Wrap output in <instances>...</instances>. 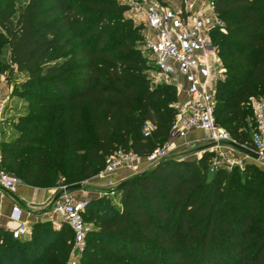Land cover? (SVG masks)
Masks as SVG:
<instances>
[{"label":"trees","instance_id":"16d2710c","mask_svg":"<svg viewBox=\"0 0 264 264\" xmlns=\"http://www.w3.org/2000/svg\"><path fill=\"white\" fill-rule=\"evenodd\" d=\"M210 1L227 24L212 33L224 70L217 122L253 149L252 101L264 100V0ZM129 11L120 0H0V78L23 75L14 94L28 104L0 154L21 183L79 185L117 151L145 159L169 140L178 90L155 82L154 61L142 51L145 27ZM214 154H171L88 201L92 228L80 264H264V170L245 163L209 175ZM73 253L65 222L35 224L23 240L0 229V264H68Z\"/></svg>","mask_w":264,"mask_h":264},{"label":"built area","instance_id":"2783aa9c","mask_svg":"<svg viewBox=\"0 0 264 264\" xmlns=\"http://www.w3.org/2000/svg\"><path fill=\"white\" fill-rule=\"evenodd\" d=\"M198 8L195 2L182 0L179 9H172L156 0H126L133 14V20L144 21V51L154 61L157 72L153 75L156 83H169L177 87L178 93L185 90L188 99L177 104V116L172 126L169 140L158 147L147 158L142 159L132 152L117 151L107 160V165L96 178L106 180L124 167L136 168L137 163L152 167L171 156L174 143L184 138L192 129L211 134L215 147L210 152L222 159L223 167L243 168L245 162L229 159L223 151L229 143L238 144L231 134L222 128L216 118V85L223 78L224 70L218 48L213 43L215 30L225 31L227 24L216 10L215 2L201 0ZM127 5V3H124ZM256 130L252 136L253 149L264 162V100H253ZM144 135L149 137L150 129ZM214 171V170H213ZM21 180L11 175L3 165L0 154V188L15 192ZM88 201L64 194L55 203L54 213L67 223L74 233V253L68 264H80L84 252L85 239L91 231L85 222L84 212ZM21 209L15 207L13 219L20 221ZM14 240H23L30 235V227L21 222L12 231Z\"/></svg>","mask_w":264,"mask_h":264},{"label":"crops","instance_id":"0c3cea01","mask_svg":"<svg viewBox=\"0 0 264 264\" xmlns=\"http://www.w3.org/2000/svg\"><path fill=\"white\" fill-rule=\"evenodd\" d=\"M169 0L164 1V5L169 6ZM196 4H201L199 0H193ZM182 5V2L180 3ZM181 6L173 9H179ZM131 18L130 16H128ZM179 102L184 103L188 99V95L185 90H181L178 93ZM3 104L0 102V113L2 112ZM11 109H5L4 111L7 113H16L15 107H9ZM4 112V113H5ZM22 116V115H21ZM5 118V116H4ZM3 119L0 114V129L2 126ZM14 123H11V132H13V136L17 135V131L14 128ZM13 137V138H14ZM0 139H1V131H0ZM215 147V143L211 138V134L209 132L192 129L187 135L182 139H177L174 143V148L172 154L175 153H183L187 149L194 148L195 150L203 149V151L212 149ZM223 151L230 155L232 158H236L242 160L246 163H249V157L239 153L238 151H232L228 146L223 147ZM202 153V152H201ZM202 155H197V159H199ZM196 158V157H194ZM195 160V159H194ZM264 163V162H262ZM146 163H137L136 168L124 167L119 169L115 174L107 177L106 180H100L98 178L92 179L90 184H95L96 186H106L103 187L105 190H112L114 186L116 187L121 182L125 181L130 175L134 174L135 170H141L146 167ZM103 189V190H104ZM59 194L57 189H44L31 187L25 184H21L18 186L15 192H8L0 188V229L7 232H12L21 222H25L30 227V235L26 238L29 239L32 234V227L35 224L41 222H52L55 228L59 229L62 225L60 222V217L54 213L55 203L57 195ZM74 198L79 200L90 201L93 198L99 197L101 195L100 192L95 191H77L72 193ZM87 194V197L83 199V196ZM15 207H19L21 209V217L20 221L13 219V211ZM64 222V221H63Z\"/></svg>","mask_w":264,"mask_h":264},{"label":"rangeland","instance_id":"374dc122","mask_svg":"<svg viewBox=\"0 0 264 264\" xmlns=\"http://www.w3.org/2000/svg\"><path fill=\"white\" fill-rule=\"evenodd\" d=\"M28 1L29 0H17V5H23L24 6V5H26L28 3ZM120 1L122 3H127V5H128V2H126V0H120ZM189 1L192 2L193 0H189ZM199 2L201 3V0H199ZM180 3H181V0H169V2H168L170 8H172V9L181 6ZM196 6H197L196 8H198L200 6V4L197 3ZM129 16L131 17V19L133 18V14L131 13V9L129 11ZM134 22L137 25H141V26L144 27V21L142 19H136V20H134ZM142 51L144 53H146L144 51V48L142 49ZM8 56L9 55L6 52V57H8ZM11 78H12L11 83H9L8 80H7V74L0 78V102L3 104V107L1 109L2 112L0 113L1 117L3 119L2 126H1V129H0V131H1L0 143L3 140L9 141V140L13 139V137H14L13 136V132H11V129H10L11 128V123H13V121H17V119L19 117H21V115L25 116L27 114V112H28V104H27L26 100L23 99L21 96H19L17 94H14L15 93L14 92V88H15L14 84H16L18 82H21L22 80L25 79V77L23 75H21L20 73L13 72ZM9 107H15L16 113L15 114L8 113L9 111L6 113L4 110L5 109H11ZM4 116H5V118H4ZM205 152H210V149L203 151V149L195 150L194 148H191V149H187L183 153H175L173 155H176V157H179V158H184V159H188V160H194V159H197V155H202L203 156V154ZM210 153H212V152H210ZM194 157H196V158H194ZM228 157H229V159L232 158V157H230V155H228ZM249 161H250L249 163H255L261 169L264 170V163L255 162L251 158H249ZM222 165H223L222 159L217 158V155L214 154V159H212V161L210 163V169H209L210 173H209V175H213L214 174L213 170H217ZM149 168L150 167H145L144 169H141V170H135L134 174L130 175L125 181L121 182L120 184H122V183H124L126 181L132 180L133 177H135L139 173H142V172L148 170ZM90 182H91V180L81 183L83 185V190L82 191H90V190H92V191H95V192L98 191V192L101 193V195L99 197L93 198L92 200L98 199V198H100V197H102V196H104V195H106V194H108L110 192V190H105L103 188V187H106V186H96L95 184H90ZM119 185H117L116 187H114L112 185L108 186V187H113L112 190H115ZM63 190H64V187L61 188L60 190H58V192L61 193ZM70 195L74 197V195L72 193H70ZM85 197H87V194L85 196H83V199ZM114 200L117 203V205L120 206V203H121L120 196H117ZM60 222L63 223L62 218H60ZM89 227L92 228V225H89Z\"/></svg>","mask_w":264,"mask_h":264},{"label":"water","instance_id":"95a60500","mask_svg":"<svg viewBox=\"0 0 264 264\" xmlns=\"http://www.w3.org/2000/svg\"><path fill=\"white\" fill-rule=\"evenodd\" d=\"M228 145L233 149H235L236 151H238L239 153L248 156L255 162H259V163L262 162L261 156L257 154L254 150L236 143H229ZM81 190H83L82 184L65 187L64 190L57 195L56 201H58L64 194H70Z\"/></svg>","mask_w":264,"mask_h":264}]
</instances>
